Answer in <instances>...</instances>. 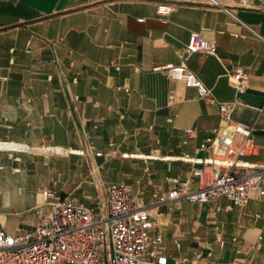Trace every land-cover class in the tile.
I'll list each match as a JSON object with an SVG mask.
<instances>
[{"label": "crops", "instance_id": "0c3cea01", "mask_svg": "<svg viewBox=\"0 0 264 264\" xmlns=\"http://www.w3.org/2000/svg\"><path fill=\"white\" fill-rule=\"evenodd\" d=\"M216 1L219 7L206 0H0L6 233L30 232L52 216L53 199L44 192L89 207L116 182L138 205L151 193L148 180L160 192L175 177L198 189L192 170L202 165L180 158L208 157L199 147L213 137L221 103L234 104L232 120L252 129L255 150L241 160L264 167V0ZM159 3L175 7L166 21L157 20ZM191 33L214 41L215 53L186 58ZM180 64L212 101L158 70ZM246 67V89L237 93L227 72ZM259 191L264 176L243 207L220 196L152 211L151 235H161L167 264H264Z\"/></svg>", "mask_w": 264, "mask_h": 264}, {"label": "built area", "instance_id": "2783aa9c", "mask_svg": "<svg viewBox=\"0 0 264 264\" xmlns=\"http://www.w3.org/2000/svg\"><path fill=\"white\" fill-rule=\"evenodd\" d=\"M206 3L219 7L216 0H206ZM174 8L171 4H157V20L166 21ZM223 10L236 19L227 8ZM243 26L261 39L255 31ZM215 51V42L204 39L200 33H191L182 49L186 58L195 53L214 54ZM247 69L227 72L237 93L246 89ZM158 70L164 71L171 80L182 81L187 88H195L198 98L212 101L207 99V88L183 64L167 65ZM72 99L77 101L78 96L73 95ZM233 111L232 103L218 105V126L213 130V137L199 147V150L208 151L207 158L199 161L185 156L180 158L182 162L202 165L192 170L199 181L198 189L189 190L175 177L168 180L172 188L160 192L148 180L151 193L145 204L138 205L126 185L116 182L108 187L104 199L95 197L89 207L69 197L44 192V197L53 199L52 216L20 235L8 234L0 227V264H167L161 235H151L152 211L158 213L161 208L179 201L206 203L220 196L234 206L243 207L249 201L250 192L260 189L264 167L254 170V165L241 160L255 150L252 129L233 121ZM184 132L193 136L190 129ZM259 194L264 196V191Z\"/></svg>", "mask_w": 264, "mask_h": 264}]
</instances>
